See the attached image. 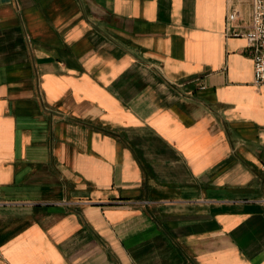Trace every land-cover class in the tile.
<instances>
[{
  "label": "crops",
  "instance_id": "0c3cea01",
  "mask_svg": "<svg viewBox=\"0 0 264 264\" xmlns=\"http://www.w3.org/2000/svg\"><path fill=\"white\" fill-rule=\"evenodd\" d=\"M251 0H0V264H264Z\"/></svg>",
  "mask_w": 264,
  "mask_h": 264
},
{
  "label": "built area",
  "instance_id": "2783aa9c",
  "mask_svg": "<svg viewBox=\"0 0 264 264\" xmlns=\"http://www.w3.org/2000/svg\"><path fill=\"white\" fill-rule=\"evenodd\" d=\"M252 15L251 24L246 31L230 29L229 22L238 17L234 10L226 15L227 34L233 36L243 35L247 46L251 49L254 62V82L264 85V0H251Z\"/></svg>",
  "mask_w": 264,
  "mask_h": 264
}]
</instances>
